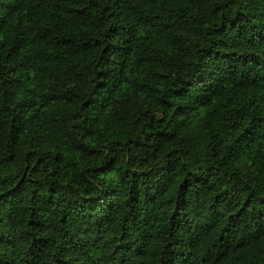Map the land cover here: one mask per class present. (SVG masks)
<instances>
[{
    "label": "trees",
    "instance_id": "16d2710c",
    "mask_svg": "<svg viewBox=\"0 0 264 264\" xmlns=\"http://www.w3.org/2000/svg\"><path fill=\"white\" fill-rule=\"evenodd\" d=\"M0 264H264V0H0Z\"/></svg>",
    "mask_w": 264,
    "mask_h": 264
}]
</instances>
